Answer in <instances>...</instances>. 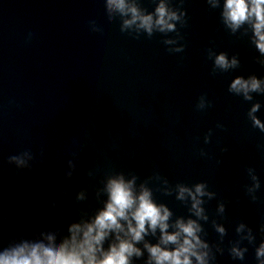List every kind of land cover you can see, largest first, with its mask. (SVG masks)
Returning <instances> with one entry per match:
<instances>
[{
  "label": "clouds",
  "instance_id": "9594fccd",
  "mask_svg": "<svg viewBox=\"0 0 264 264\" xmlns=\"http://www.w3.org/2000/svg\"><path fill=\"white\" fill-rule=\"evenodd\" d=\"M155 7L148 11L142 0H103L109 23L119 20L120 32L133 39L142 35L151 38L159 33L170 53L183 52L186 45L180 29L187 26L184 0H152ZM210 11H219L224 29L232 36L247 37L259 56L256 63L264 66V0H205ZM179 26V27H178ZM92 32H101L95 20L89 22ZM175 33V36H169ZM32 34L29 33V41ZM212 61L211 74L228 72L241 66L238 55L207 49ZM228 92L254 101V95H264V77L255 74L234 77ZM211 107L207 94H202L196 104L197 111ZM259 101L253 102L247 117L253 128L264 133V121L256 113ZM223 128L222 124H217ZM212 130L204 136L210 143ZM225 148L223 151H227ZM200 156H207L201 149ZM35 155L30 148L8 156V163L17 169L30 168ZM77 156L67 161L65 179L71 180L76 171ZM249 183L244 192L251 203L259 200L257 193L261 182L254 167L246 168ZM95 172L88 176L95 178ZM155 192L175 199L186 206V216H176L171 208L158 202ZM94 196L102 206L91 214L82 205L89 199L87 189L75 195L79 218L67 225L66 234L61 229L40 230L31 237L11 240L7 246L0 243V264H216L217 257L227 251L233 261H245L249 246L254 249L256 264H264V238L257 244V233L243 220L235 225V239H229L226 219V201L218 200L217 193L209 189L206 181L194 184H172L159 171L141 179L135 171L111 170L104 174ZM217 200L215 216H210L206 205ZM55 207V204L52 205ZM205 225L217 233L215 241L207 239ZM264 237V223L258 229ZM151 238V239H149ZM153 240L155 242H153Z\"/></svg>",
  "mask_w": 264,
  "mask_h": 264
}]
</instances>
